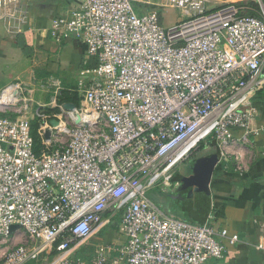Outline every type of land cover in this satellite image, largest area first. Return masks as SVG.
I'll return each mask as SVG.
<instances>
[{
    "label": "built area",
    "instance_id": "built-area-1",
    "mask_svg": "<svg viewBox=\"0 0 264 264\" xmlns=\"http://www.w3.org/2000/svg\"><path fill=\"white\" fill-rule=\"evenodd\" d=\"M136 1L75 0L53 19V41L79 38L96 59L70 91L75 108L53 77L46 104L20 81L0 89V264H212L222 239L239 240L167 213L149 192H169L210 141L243 171V150L264 129L251 101L264 85V0H162L184 13L168 27ZM26 13L23 0H0V19ZM117 218L121 242L77 252Z\"/></svg>",
    "mask_w": 264,
    "mask_h": 264
},
{
    "label": "crops",
    "instance_id": "crops-1",
    "mask_svg": "<svg viewBox=\"0 0 264 264\" xmlns=\"http://www.w3.org/2000/svg\"><path fill=\"white\" fill-rule=\"evenodd\" d=\"M23 1L27 11L24 22L0 19V89L10 82L20 81L35 87L33 99L46 104L53 95L52 89L45 84L48 78L59 80L61 95L64 96L74 88L80 71L95 66L96 59L87 56L86 45L81 39L70 36L63 44H58L48 34L53 19L68 14L75 7V0ZM161 1L138 0L135 8L138 12L157 9L161 24L168 27L184 13L179 9L157 5ZM202 1L211 9L229 1L246 3L241 0ZM62 96L61 99L64 100ZM258 96V99L251 100L257 109L256 126L264 125V91L261 90ZM213 144V147L209 142L203 144L202 152L197 157L206 156L210 152H213L212 156H219L218 149ZM243 164V171L239 172L234 169L233 161L219 158L212 174V204L207 220L216 230L225 229L228 235L237 234L239 237L233 244L228 239H222L226 246L225 255L220 260L212 261V264H264V129L257 136H250V143L243 150ZM189 167V170L176 173L175 176L178 175L179 178L173 180L172 189L163 192L154 201L169 214L199 222L193 217H186L182 202L172 207L165 200L168 194L189 197L190 211L193 187L181 181L183 177L192 175ZM121 241L117 224H112L111 228L102 230L90 243L81 245L82 248L79 247L81 249L76 251H92L97 243ZM52 256L53 254L44 255L48 260Z\"/></svg>",
    "mask_w": 264,
    "mask_h": 264
},
{
    "label": "water",
    "instance_id": "water-1",
    "mask_svg": "<svg viewBox=\"0 0 264 264\" xmlns=\"http://www.w3.org/2000/svg\"><path fill=\"white\" fill-rule=\"evenodd\" d=\"M75 103L68 102L65 104L66 109L75 108ZM53 123L55 121H52ZM45 137H49V133H45ZM218 155L211 156L204 164L198 167L194 174L190 177L186 176L181 179L183 183L193 187L192 202L190 203V212L192 217L199 222L206 220L211 211L212 195L210 182L216 165ZM17 225H12L10 230H14Z\"/></svg>",
    "mask_w": 264,
    "mask_h": 264
},
{
    "label": "trees",
    "instance_id": "trees-1",
    "mask_svg": "<svg viewBox=\"0 0 264 264\" xmlns=\"http://www.w3.org/2000/svg\"><path fill=\"white\" fill-rule=\"evenodd\" d=\"M243 4H249V5H255L254 4V2H252V1H248V2H246V3H243ZM261 90H263L264 91V85L262 86V87H260L253 95H252V97H251V100L253 99H258L259 98V96H258V94H259V92L261 91ZM62 98L65 100H71V101H73L76 105H78V98L76 97V94H74V93H72V92H70V93H68V92H66V94H64V96H62ZM31 130H32V134L34 135V134H36V124H35V122L33 121L32 122V128H31ZM34 138H35V143L36 144H39V137L38 136H36V135H34ZM214 142L213 141H210L209 142V144H211V147H213V144ZM213 155V152H210V153H208L206 156H203V157H197V156H195V157H192L191 158V165H190V171H191V173L192 174H194L195 173V171H196V169L198 168V167H200L202 164H204L207 160H209L210 159V157ZM189 170V169H188ZM176 178H179L178 177V175H177V177L175 176V178H173V180H176ZM160 194H162V193H157L156 191H150L149 192V196L153 199V200H155V201H157L160 197H159V195ZM169 195H171V194H168V195H166V197L167 196H169ZM174 195H172V197H173ZM180 197V196H179ZM189 201H190V198L189 197H182V200H181V202H182V204L181 205H183V210H184V212H185V215H186V217H192L191 216V214H190V211H189ZM118 220H119V218H117V220L115 221V222H113L112 224L114 225V226H116V224H117V222H118ZM116 223V224H115ZM112 224H111V227H112ZM109 239V238H108ZM54 252L53 251H51L50 253H48L49 255L50 254H53Z\"/></svg>",
    "mask_w": 264,
    "mask_h": 264
},
{
    "label": "rangeland",
    "instance_id": "rangeland-1",
    "mask_svg": "<svg viewBox=\"0 0 264 264\" xmlns=\"http://www.w3.org/2000/svg\"><path fill=\"white\" fill-rule=\"evenodd\" d=\"M216 5H218V4H216ZM220 6V5H219ZM35 122V124H36V133H37V128H38V121L34 118V117H32V119H31V128H32V122ZM34 135H36V134H34ZM202 147H203V145L202 146H200V147H198L189 157H188V159H186L182 164H181V167H182V169L181 170H183V171H186V170H188L187 168L191 165V159H189V158H192V157H195V156H197L198 154H200L201 152H202ZM182 197H178V196H173L172 197V194L171 195H169V196H167V197H165V200L167 201L168 200V203L172 206V207H176L177 205H179L180 203H181V199ZM166 208H168V207H166ZM169 209H171V208H169ZM109 228H111V226H109Z\"/></svg>",
    "mask_w": 264,
    "mask_h": 264
}]
</instances>
